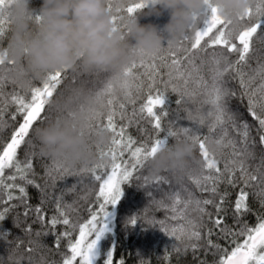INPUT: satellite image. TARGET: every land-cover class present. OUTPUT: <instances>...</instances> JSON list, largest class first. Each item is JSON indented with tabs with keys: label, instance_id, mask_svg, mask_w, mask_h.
<instances>
[{
	"label": "snow or ice",
	"instance_id": "1",
	"mask_svg": "<svg viewBox=\"0 0 264 264\" xmlns=\"http://www.w3.org/2000/svg\"><path fill=\"white\" fill-rule=\"evenodd\" d=\"M8 2L10 3V0ZM206 3L208 4L206 14L195 17L193 25L189 28L194 32V37L189 33L182 36L184 46L175 48L169 45L151 56L138 54L136 59L123 68L122 78L108 76L101 82L102 87L95 92L92 91L96 87L95 81L82 79V72L70 73L69 69H64L49 73L46 79L39 81L40 86H35L33 80L29 81L24 95L13 92L9 98H5L3 84L8 82V71L4 67V57L0 56V74H3L0 75V125L8 126L3 114L9 104L15 105L11 120L15 122L17 117L22 119L12 132L10 141L0 150V239L8 244L13 243L7 240L11 231L3 225L11 213L23 206V216L28 218L30 214H35L34 222L38 221L42 227L45 225L48 227L55 237L57 248L63 239H67L70 255L63 258L62 264H75L77 260L79 264H97L101 257L104 258L103 264H113L115 244L105 251L101 248L100 242L106 233L111 231V207L121 199L123 194L121 186L132 182L134 173L144 170L147 161L162 145L169 143L170 139L183 136L199 145L203 163L201 174L194 182L201 192L209 193L212 198L196 199L191 193L187 194V198H182L180 192H173L167 196L171 203L166 204L163 199L156 201L152 191L146 189L153 203L160 208H170L172 215L166 216L164 220H157L154 216L149 218L147 214L143 217L135 215L129 218L128 223L134 225L140 220L147 225L158 226L168 236L174 238L172 247L177 252L180 251L179 245H183L185 250L191 248L196 251L202 246L200 242L203 241L204 247L224 253L217 264H264V215L257 218L258 223L254 227L242 222L243 217L252 211L247 203L250 198H258L264 206V63H258L255 68L249 63L256 53L253 38L264 43V0H253L246 12L235 19H225L221 16L211 0H206ZM107 4L109 11L113 13L114 26H121L124 16H136L140 10L149 6L148 0L146 2L125 0L124 4L107 0ZM36 20L39 22V15L36 16ZM10 24L6 0H0V38L5 35L6 26ZM205 37L208 39L202 44L201 41ZM209 48L212 49L210 55ZM233 56L236 58L232 59ZM7 63L11 65L14 61L9 60ZM141 69L142 71H139ZM77 80L101 101L102 110L94 117L86 131L90 141L97 126L105 127L113 134L109 146H95L101 157L107 155L110 159L107 163L78 171H73L53 159L52 165L46 166L47 179L41 186L35 181L32 157L36 153L31 133L37 122L51 119L53 97L63 95L61 89L65 87V83H75ZM11 83L15 85L18 81L12 77ZM233 83L236 87H232ZM20 87L24 88L23 85ZM118 87L129 97L126 103L118 102L115 96ZM133 89L137 93L146 90V99L138 108L137 99L132 98ZM170 93L178 97L175 100L177 108L174 111L169 109ZM201 97L203 99H200ZM232 100L237 101L238 106L235 110L231 107ZM241 103H244L251 121L239 111ZM205 104L210 105V110L206 113ZM129 105L132 106L131 115L127 112ZM186 105L198 106L188 108ZM55 108L59 111L58 107ZM182 111L186 113L185 116L180 115ZM71 114L70 112L69 115ZM117 115L121 120L126 119L127 123L117 126L115 122ZM168 116H172L173 119L169 121L170 126L165 128L162 120ZM181 119L192 122V126L179 125ZM142 121L150 123L154 130L155 138L150 143L148 139L138 141L128 131L136 124L138 131L147 135V130L139 127ZM205 126L208 129L207 135L201 133V128ZM229 128L236 132L238 139L229 138ZM253 132L256 135H253ZM217 135L215 143L231 149L230 158L225 160L223 168L219 166L215 152L208 148L210 139ZM22 146H27L28 149L25 151L23 161L18 158V150ZM257 146L262 153L260 164L250 170L248 161L255 159L254 150ZM6 171L10 174L6 175ZM69 176L81 178L88 176L93 183L99 182V191L96 193L97 209L93 211L89 208L91 218L86 223L78 225L69 218L75 208L73 205L63 204L61 196L55 199V214L46 221L45 210L40 206L33 209L28 203L27 186L32 185L41 190L43 204L48 198L47 188H54L58 180H65ZM135 178L141 179L140 176ZM143 180L144 184H137L138 187L144 188L145 185H149L150 188H158L161 184L169 183L165 176H157L152 181L143 177ZM80 182L82 180L78 181ZM221 184L233 189L238 184L244 186L235 200L232 213L238 231L226 223L228 209L224 205L230 193L227 188L221 192ZM75 187L76 185H73L67 191L72 192ZM245 188L252 189L251 193L245 191ZM210 205L214 207V213L207 211V206ZM169 220L177 223L170 227ZM12 222L13 227L21 226L20 213H16ZM207 224H211L212 227H207L205 232ZM57 225L66 226V230L57 233L55 231ZM77 228L79 236L73 241L72 233ZM23 231L30 234L31 225L25 227ZM35 235L46 236L49 232H37ZM213 235L234 245L230 253L212 240ZM237 237L244 239L238 242ZM17 241L19 242V238ZM28 251L32 252L34 249L30 248ZM9 260H12V256H9ZM0 264H3L2 260ZM13 264H19V260H15ZM29 264H32L31 258ZM38 264L47 262L41 257ZM120 264H124L123 260Z\"/></svg>",
	"mask_w": 264,
	"mask_h": 264
},
{
	"label": "clouds",
	"instance_id": "2",
	"mask_svg": "<svg viewBox=\"0 0 264 264\" xmlns=\"http://www.w3.org/2000/svg\"><path fill=\"white\" fill-rule=\"evenodd\" d=\"M252 2L211 0L225 19L244 14ZM148 4L141 15L124 16L121 26H114L107 0H42L38 8L32 0H6L11 33L7 47L0 48L4 67L23 86L64 69L108 71L114 78H122L123 68L138 54L151 56L174 46L195 17L208 10L206 0H148ZM165 13L168 21L162 28L140 22L141 16L159 17ZM9 60L14 63L8 64ZM53 105L60 114L33 132L40 151L62 160L69 168H87L96 163L95 146L111 140V132L105 127H95L91 141L87 135L89 124L102 110L100 99L83 86L69 85ZM208 148L216 151L218 146L209 141ZM198 149L194 140L176 138L147 161V171L152 176L167 173L179 182L197 158Z\"/></svg>",
	"mask_w": 264,
	"mask_h": 264
},
{
	"label": "trees",
	"instance_id": "3",
	"mask_svg": "<svg viewBox=\"0 0 264 264\" xmlns=\"http://www.w3.org/2000/svg\"><path fill=\"white\" fill-rule=\"evenodd\" d=\"M113 3L116 4H124L125 0H112ZM141 2H146V0H141ZM42 3V0H32V4L34 7H39ZM147 9L140 10L137 15H141ZM168 21V15L165 13L162 16H141V23H155L159 25L161 28ZM199 27V23L197 24ZM11 33V25L6 26L5 35L0 38V48H6L9 42V36ZM185 33H189L194 37V32L188 29ZM207 37L201 41L202 44L207 41ZM238 44V41H236ZM185 45V42L182 40V37L173 47L180 48ZM253 47L256 49V53L253 58L250 60V65L252 68H255L258 63H264V43H261L253 38ZM217 51L219 50V46H217ZM212 49H208V54L210 55ZM236 57L233 56L232 59ZM73 70L69 69L71 73ZM77 72H82V79H89L96 82V87L92 89L95 92L98 88L102 87V81H104L111 73L104 74L102 72H85L83 70H75ZM139 71H142L139 70ZM205 71H207L205 69ZM3 75V74H0ZM8 82L3 84V92L5 98H9L13 92H19L21 95L26 94L27 86L24 88L20 87V83L13 85L11 83V76L7 73ZM40 80H33V84L35 86H40ZM82 86L77 80L75 83L66 82L65 87L61 89L64 93L65 89L69 86ZM232 87H236L235 83L232 84ZM87 89V88H86ZM88 90V89H87ZM237 91L239 89L237 88ZM115 96L118 102H125L129 97L125 95V91L121 88H117L115 92ZM170 96V111H174L177 108L175 104V100L178 98L175 94H169ZM59 96H54L53 101H55ZM132 98L137 99L136 107L138 108L141 103L146 99V90L140 93H137L135 89H133ZM200 99H203L201 97ZM198 105H186L188 108H195ZM237 101H231V107L233 110L237 108ZM210 110V105H204V112ZM15 111V105L9 104L3 114L4 121L8 125L5 127L4 125H0V150L4 144L10 141L12 132L16 127H18L19 123L22 122L20 117H17L16 121L13 122L11 120V113ZM239 111L243 112L246 118L251 121V117L247 116L245 111L244 103L239 105ZM127 112L131 115L132 106L129 105L127 108ZM59 111L56 110L55 106L51 110V119L44 120L41 122H37L34 126V129L38 126H41L47 123L50 120H53L59 115ZM181 116H185V112L180 113ZM195 115V113H194ZM172 116L164 117L162 120V124L165 128L169 127V121L172 120ZM115 122L117 126L122 124H126L127 120H121L119 115L115 118ZM179 125L181 126H192V122L187 119H181L179 121ZM140 128H144L147 130V135L138 131V126L133 124L129 129V133L133 136V138L138 141H144L145 139L149 140V143L152 139L155 138L154 130L150 123L147 121H142L139 125ZM34 129L31 133V141L35 146L34 151L35 155L32 157L33 169L35 172V181L37 184L43 186L45 184V180L47 179L45 176L46 166H51L53 163V159L50 156L44 155L40 151L39 143L33 135ZM173 130H175V126H173ZM229 138L230 139H238L236 132L231 128L228 129ZM201 133L203 135L208 134L207 127L201 128ZM161 135H163L161 133ZM219 135V134H218ZM217 136H213L210 141H214L218 138ZM253 135H256L253 132ZM183 137V136H181ZM113 138V134L111 133V140L108 144L104 146H109L111 144ZM175 139H170L169 143L174 141ZM217 145V144H216ZM218 148L215 152L216 158L219 161V166L223 168V164L226 159L230 158L231 149L225 147L224 145H217ZM28 150L27 146H22L20 150H18V158L23 161L25 159V151ZM97 151V150H96ZM256 153L255 159L249 160L248 164L250 166V170L254 169L257 165L260 164V156L261 149L259 146L254 150ZM98 160L96 163L90 165L92 167L97 164L107 163L110 159L109 156L105 155L101 157L99 152ZM196 159L191 162L190 167L183 178L177 182L172 176L167 173H162L157 176H165L167 177L169 183H164L158 186V188H150L149 185H145L144 188L138 187L137 184H144L143 177H147L149 181L154 180L157 176H152L148 173L147 168L144 170L134 173V177L132 182H127L123 184L122 187V196L121 199L115 206L111 207L112 213V228L111 231L106 233L105 237L101 240L100 246L103 250H107L113 244H115V250L113 253V264H120V261L123 260L124 264H217V261L223 256V252H215L214 249H208L203 246V241H201V247L193 251L191 248L185 250L183 245H179L180 251H175L172 247L174 242V238L168 236L164 231H162L158 226L155 225H147L143 221L138 220L134 225L128 223L130 217L140 216L143 217L145 214L150 217H155L157 220H164L166 216H171V210L157 207L152 201L147 193L146 189L151 190L153 193V197L156 201L164 200L166 204H170L171 201L167 199L168 195H171L173 192H180L182 198H187V194L191 193L192 196L196 199H208L212 198L209 193L201 192L200 188L194 182V179L201 174V165L203 163V157L201 155L200 149H198L196 153ZM127 159V156H125ZM60 161L64 166L68 167L62 160L56 159ZM69 168V167H68ZM84 167L78 168H70L73 171H78ZM10 174V172L6 171V175ZM206 174V171H205ZM140 176L141 179L137 180L135 177ZM190 177H192L190 179ZM32 178V177H30ZM78 183V181H81ZM20 182V181H18ZM76 185L75 190L72 192L67 191L68 188ZM241 187H244L242 184H238L235 189L230 186H226L225 184L220 185V190L223 192L225 188L230 193L228 197L227 203L224 205L228 209V217L226 223L228 226L232 227L234 230H239L233 220V210L235 200L240 192ZM99 191V182L93 183L88 176H84L83 178L79 176H69L65 180H58L56 182L55 187H48L47 200L42 204L41 201L43 199L41 190L32 185L27 186L28 192V203L35 209L37 206L42 207L45 210V220L47 221L55 214V199L57 197L62 196L63 204L73 205L75 211L70 213V220L79 224L86 223L88 219H90L89 208L95 211L98 207L96 203V193ZM245 191L251 193L252 189L245 188ZM18 195V191L16 193ZM218 199V197H217ZM249 203L252 211L250 214H247L243 217L244 223H247L250 227H254L258 223V217L264 215V206L261 205L258 198H250ZM207 211L214 213L213 206H207ZM20 213V221L21 226L19 228L13 227V217L16 213ZM24 208L23 206L16 209L15 212L9 215V218L4 223L3 227L9 229L11 231V235L7 237L8 241H12L13 243L8 244L5 240L0 239V260L3 261V264H13L15 260H19V264H29L30 258L32 264H38L41 257L47 262V264H62V260L66 255H70V250L67 248V239H63L59 245V248L55 245V237L51 234L48 227L45 225L44 227L41 224L35 221V214H30L28 218L23 216ZM207 219V218H205ZM169 226H174L177 222L169 220ZM31 225L32 231L30 234H26L23 229ZM207 227H212L211 224H207L204 231H207ZM66 230V226L57 225L56 232L61 233ZM215 231V230H214ZM37 232H49V235H41L37 237L35 234ZM79 236L78 228L76 231L72 233L73 241L77 239ZM19 238V243L17 241ZM238 242H242L244 237H237ZM212 240L218 244L222 249H226L229 253L231 248L234 245L230 244L225 239H218L216 235L212 236ZM33 242V243H30ZM19 243V246H18ZM179 244V242H176ZM34 249V251L29 252L28 249ZM9 256H12V260H9ZM104 258L101 257L97 264H103Z\"/></svg>",
	"mask_w": 264,
	"mask_h": 264
},
{
	"label": "rangeland",
	"instance_id": "4",
	"mask_svg": "<svg viewBox=\"0 0 264 264\" xmlns=\"http://www.w3.org/2000/svg\"><path fill=\"white\" fill-rule=\"evenodd\" d=\"M112 216H111V220H110V228H112ZM101 243V242H100ZM75 264H79V261L77 260L76 262H75Z\"/></svg>",
	"mask_w": 264,
	"mask_h": 264
}]
</instances>
